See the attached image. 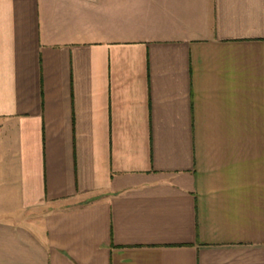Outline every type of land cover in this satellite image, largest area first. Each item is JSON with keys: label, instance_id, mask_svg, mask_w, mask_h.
I'll use <instances>...</instances> for the list:
<instances>
[{"label": "crops", "instance_id": "1", "mask_svg": "<svg viewBox=\"0 0 264 264\" xmlns=\"http://www.w3.org/2000/svg\"><path fill=\"white\" fill-rule=\"evenodd\" d=\"M0 264H264V0H0Z\"/></svg>", "mask_w": 264, "mask_h": 264}]
</instances>
